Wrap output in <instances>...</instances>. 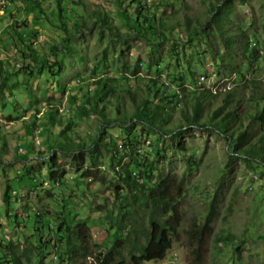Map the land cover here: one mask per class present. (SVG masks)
Here are the masks:
<instances>
[{"label":"rangeland","instance_id":"1","mask_svg":"<svg viewBox=\"0 0 264 264\" xmlns=\"http://www.w3.org/2000/svg\"><path fill=\"white\" fill-rule=\"evenodd\" d=\"M3 1L0 0V9H4L0 12V264H10L13 253L25 264L35 263L33 247L39 246V239L50 243L43 249L46 264H58L55 250H65L64 242L56 237L58 213L70 210L90 227L91 252L77 264H96V254L113 243L118 205L127 202L119 197L125 190L112 171L108 141L120 144L129 140L136 145L140 157L155 164L156 174L173 175L179 184L178 191L175 184L171 188L180 195L178 234L164 259L143 264H264V151L258 149L262 145L260 138L264 137V124L252 118L260 109L259 97L264 95V63H253L249 69L253 79L234 90L229 106L239 110L237 130L247 131L248 149L254 154L251 159L237 156L230 161L224 134L212 127L187 126L181 116V109L190 105L203 89L198 78L204 72L208 75L207 85L220 73H228L218 56L227 52L221 39L216 30L204 26L218 1L145 0L150 10L143 14L154 15V27L158 28L154 33L150 31L149 39L130 28L129 21L135 13L128 8L129 12L122 16L117 0H76L81 3L77 15L69 9V0H63L67 9V18L63 20L53 0L42 3L45 14L35 13V0H5L6 4ZM129 3L125 2L123 7H130ZM25 6L33 13L27 12ZM94 10L105 16V25L93 22L90 13ZM16 11L37 33L33 46L38 62L27 69L16 67L24 60L16 50L19 40L10 26ZM229 18L223 27L238 44L231 55L227 54L231 57L227 60L244 71L248 69V60L242 53L239 32L248 35L250 45L264 47V0H233ZM75 23L84 27L78 28ZM61 38L66 39L73 52L58 51L55 59L61 63V70L54 79L45 63L46 54ZM135 69L138 72L132 74ZM110 76L119 80L116 93L98 106L107 117L127 121L128 125L120 128L112 124L105 127L104 137L96 138L103 118L97 113H83L79 107L86 90L90 96L94 93L90 77ZM222 77L215 88L235 85L226 79V74ZM153 80L157 81L155 86ZM163 81L169 85L165 87ZM156 89V100L162 98L166 117L158 124L164 133L145 129L141 136H132L131 126L140 127V123L134 121L128 91L135 94L138 102L147 96L155 101ZM223 101V95L217 96L209 110ZM51 117L56 120L52 125ZM67 123L71 143L82 146L83 157L74 159L71 153L57 152L56 164L65 172L63 181L67 184L58 186L48 177L49 155L59 131ZM179 127L181 135L173 139L170 132ZM180 144L185 146V153L176 149ZM188 156L191 167L187 164ZM25 168H30V178L37 180L20 173ZM9 183L16 192L10 194L6 206L5 187ZM213 198L217 199V215L198 258L193 251L196 243L188 231L203 223ZM137 206V221L141 222L139 215L143 210L141 205ZM122 252L126 255V249Z\"/></svg>","mask_w":264,"mask_h":264},{"label":"trees","instance_id":"2","mask_svg":"<svg viewBox=\"0 0 264 264\" xmlns=\"http://www.w3.org/2000/svg\"><path fill=\"white\" fill-rule=\"evenodd\" d=\"M129 1L130 7H123L124 3H128ZM217 1L218 3L212 7L210 17L204 26L216 30L221 39L223 47L227 52L225 53L226 55L218 56L220 63L225 65L228 69V73L225 71L222 72L223 75L220 73L216 79L212 80V82L207 85L205 84V81L208 80V75L204 72L198 78V83L203 86V89L195 95L190 102V105L187 104L181 109V116L187 126L193 125L198 128L212 127L221 134H224L227 139V151L230 154V161L234 160L237 156H243L245 160H248L251 159L254 154L248 149L247 131L245 129L237 130L238 128L236 124L240 123V113L238 108H232L229 106L232 102L234 90L237 87L244 86L246 82L253 79L252 73L249 69L255 63H264V47L260 49L259 46H256V43H253V46L250 45L251 43L248 35L245 32H239L242 35L241 40L243 41V44L241 49L244 57L248 60V69L242 71L239 65H230L227 59H230L231 57H228L227 54L231 55L232 48L238 43L234 35L228 32L223 26L224 23L230 21L229 16L231 14L233 0ZM43 2L44 0H35L34 6L37 7V12L35 13L45 14L42 10ZM3 3L6 4L5 0ZM62 3L63 0H53V4H55L57 8L61 20L67 18L64 16V12L67 11V9H64ZM117 3L122 16L129 12L128 8H131L134 11L135 16L129 21L130 28L137 31L141 36L149 39L150 31H153L154 33L158 30V28L154 27V15L150 17L143 14V12H149L150 10V7L145 5V0H117ZM69 4V9L72 10L71 12L77 15V7H79L81 3L76 0H69ZM71 5H73V7ZM25 10L27 12L30 11L31 14L33 13V10H30L29 7L25 6ZM123 12H125V14ZM90 16L93 19V22H100L102 25L106 24L107 19L101 12L94 10L90 13ZM34 17L36 18L37 15ZM81 19L84 18L81 17ZM61 23L65 26L64 22ZM10 26L11 28H14V32L18 36L19 44L17 45L15 43L16 50L18 49L19 53L23 55L21 58L24 59L20 60V64H17L16 67L27 69L31 63L36 64L38 62L35 58L36 54L33 46L36 44L37 33L34 31V26H30L27 21H22L17 13L13 15V20ZM75 26L78 28L84 27L78 23H75ZM210 48L212 49L211 46ZM59 50L62 53L73 52L72 47L66 44L65 38H61V42L58 45L51 46L49 54H46L48 59L45 63L51 70L56 68V71L53 72H51L50 69H46L47 71L50 70L52 76H55L53 77L54 79L58 77L59 70H61V63L55 59ZM213 66L219 67L217 64ZM137 72V69L131 71L132 74ZM216 72L219 73L220 71L217 70ZM224 74L227 75L226 79L230 81L232 80V82H235V85L223 89L215 88L219 81L223 80L222 76H224ZM202 77L206 79L202 80ZM90 78L91 86L94 87V93L90 96V92L86 90L83 94L85 103L83 102L79 108L83 113L93 112L103 118L100 124L99 133L96 136V138H99L100 136L102 138L106 135L105 127H110L112 124H116L120 128H125L128 125V122L121 119L107 117L104 110L98 106L99 102H105L107 96L116 93L115 84H117L119 80L113 76ZM156 82V80H153V86L156 85ZM209 82L210 81L207 83ZM163 83L165 87L169 85L167 82L163 81ZM91 86H89V88H91ZM150 90L151 88L148 89V91ZM157 92L156 89L155 93H153L155 101H150L149 96H147L138 102L135 94L128 91L130 100L134 106V121L140 123V127L134 125L133 127L131 126L132 129L130 132H133L132 136H141L143 132L146 133L145 129L157 130L161 134L164 133L158 124H161L166 117L164 116V107L161 103L162 98L156 100V97H158ZM219 95L224 96L223 103L214 110H209L211 102ZM259 99L261 101V103H259L260 109H258L255 115H252V118L264 124V95L263 97H259ZM205 113H208V116L204 120L203 117ZM55 121L56 120L53 117L49 118L50 125ZM69 128L70 124L67 123L66 127L59 131L57 135L58 140H56L55 144L51 146L49 155L50 167L48 177L54 185L58 186H65L67 184L63 181L65 180V172L56 164L57 152L66 154L71 153L74 159L83 157V153L81 152L83 149L82 146H80L78 142L74 143V145L71 143L70 135L68 133ZM170 134L173 139L177 138L181 135V127L171 131ZM260 141L262 142V145L258 149L264 151L263 135L260 138ZM108 143L110 148L109 162L112 171L117 182H119L125 190V193L119 195V197H123L122 199L127 202L124 204L121 202L119 203V213L114 221L116 230L113 235V243L96 254V264H143L146 261L162 260L165 258L167 251L171 248L178 234V228L181 223V216L178 209L180 195L178 192L175 193L176 190H174V192L171 191L174 184L175 189L177 188L178 191L179 184L176 183L173 175L156 174L155 172H157V168L155 164L151 161L148 162L144 156L140 157L136 145L132 144L130 140L120 144L114 141H108ZM4 148H6L5 141H3L2 150H4ZM88 149L92 151L91 146H89ZM176 149L184 153L186 152L185 146L181 144L178 145ZM0 158L2 159L1 155ZM126 159L128 160L126 161ZM189 159H191V157L188 156L187 164L191 167ZM94 161L95 158L92 160L93 164ZM22 171L29 176V178L32 177V171L30 168H25V170H21L20 173ZM70 179H72V177H70ZM30 180H37V178H30ZM5 188L4 200L6 206H8L11 199L10 194L14 195L13 191H16L11 189L12 187L10 183L7 184ZM15 199L16 202H18L19 199ZM137 205H141L143 210L142 214L139 215L141 222L137 221L138 215H136V211L139 209ZM66 208L67 207L63 206V209ZM216 215L217 199L213 198L210 202L203 223L200 225L195 224L194 228L188 231L190 239L196 243V247L193 251L198 258H200V251L204 238L210 232V224ZM10 216V214H7V217L10 218ZM58 217L59 220L56 228V237L59 242H64L65 250L59 252L56 249V243H54L53 247L56 249L54 258L58 260V264H62L63 262H66L67 264H77L80 259L85 258L91 252L89 243L90 227L86 225L84 219L76 218L71 210L66 211L63 214L61 212L58 213ZM38 242L39 246L33 247V253L36 257V262L33 264H46L47 255L44 254L43 249L44 247L46 248L49 246L50 243L43 241V239H39ZM8 246L12 247L13 243L9 242ZM124 249H126V255L122 252ZM9 261L10 264H25L21 257L15 253L12 254Z\"/></svg>","mask_w":264,"mask_h":264},{"label":"crops","instance_id":"3","mask_svg":"<svg viewBox=\"0 0 264 264\" xmlns=\"http://www.w3.org/2000/svg\"><path fill=\"white\" fill-rule=\"evenodd\" d=\"M42 6L44 7L43 4H42ZM45 9H46V8H45ZM45 9H44V10H45ZM3 10H4V9H3ZM3 10L0 9V12H2ZM15 13H17V11H16ZM1 59H2V58H1ZM21 149H22V148L19 146V147H18V150H21Z\"/></svg>","mask_w":264,"mask_h":264},{"label":"bare ground","instance_id":"4","mask_svg":"<svg viewBox=\"0 0 264 264\" xmlns=\"http://www.w3.org/2000/svg\"><path fill=\"white\" fill-rule=\"evenodd\" d=\"M202 80H205L204 77H202Z\"/></svg>","mask_w":264,"mask_h":264}]
</instances>
